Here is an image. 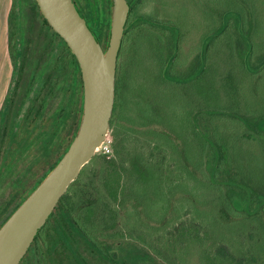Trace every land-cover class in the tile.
<instances>
[{"label":"rangeland","instance_id":"rangeland-1","mask_svg":"<svg viewBox=\"0 0 264 264\" xmlns=\"http://www.w3.org/2000/svg\"><path fill=\"white\" fill-rule=\"evenodd\" d=\"M19 8L30 44L45 26L33 0ZM126 31L108 136L63 201L97 243L75 244L77 255L131 264L137 246L150 256L143 264H264V211L235 209L221 185L244 181L264 195V0H141ZM8 143L0 138V213L40 180L35 148L9 174ZM73 260L68 252L58 263Z\"/></svg>","mask_w":264,"mask_h":264},{"label":"trees","instance_id":"trees-1","mask_svg":"<svg viewBox=\"0 0 264 264\" xmlns=\"http://www.w3.org/2000/svg\"><path fill=\"white\" fill-rule=\"evenodd\" d=\"M33 3L45 28L43 35L35 37L36 40L33 39L34 41L32 40L33 42L30 44L27 43V34L22 27L23 17L19 11L22 0H13L9 15L10 25L13 24L9 38L12 76L0 107V138H3L4 135L5 138H8L9 164L14 167L9 174L15 172V163L21 154L31 151L32 148L38 151L40 180L35 185V190L62 160L76 136L83 113L84 87L81 69L76 57L63 38L53 30L42 15L37 1L33 0ZM101 12L104 15L103 21L100 19ZM91 15L95 35L98 37L99 43L106 48L111 11L106 12L105 7L96 6L91 8ZM16 36H18V40ZM19 41H22L25 49L23 48L22 51L23 56L21 53L20 67L17 68V59L20 54ZM50 107H53L51 114H49ZM35 127L38 131L36 135L31 136ZM257 128L263 133L264 121L263 126L261 123L258 124ZM10 144L15 147H10ZM218 154L224 156L226 152L219 149ZM210 156L214 157L213 151L210 152ZM223 161V158L215 161L216 164L211 171L215 178L225 175ZM221 185L226 188L228 197L235 209L241 206L242 209L240 208V210L251 215L264 211V195L257 194L254 186L239 180H223ZM66 195L67 193L62 197L54 211L63 205ZM17 200L14 201L16 204ZM22 202L15 207L16 204L14 203L0 213V228ZM65 216L68 217L66 214ZM81 233L84 234L85 232ZM86 238L92 247L97 249V243L93 242L91 237L85 236ZM217 253L222 262L230 263L233 259V255L229 254L225 246H221ZM126 254L131 264H143L150 259L149 254L137 246L128 250ZM103 255L119 264V258ZM237 262L241 264L240 260Z\"/></svg>","mask_w":264,"mask_h":264},{"label":"water","instance_id":"water-1","mask_svg":"<svg viewBox=\"0 0 264 264\" xmlns=\"http://www.w3.org/2000/svg\"><path fill=\"white\" fill-rule=\"evenodd\" d=\"M36 1L42 15L79 63L84 87L83 113L62 160L0 228V264L22 261L62 197L106 141L115 103L117 62L130 13L127 0H112L107 47L102 50L72 0Z\"/></svg>","mask_w":264,"mask_h":264},{"label":"flooded vegetation","instance_id":"flooded-vegetation-1","mask_svg":"<svg viewBox=\"0 0 264 264\" xmlns=\"http://www.w3.org/2000/svg\"><path fill=\"white\" fill-rule=\"evenodd\" d=\"M140 1L141 0H127V2L130 5V13L128 16V21L131 17V13L134 8V5L139 3ZM72 2L74 3L80 15L84 18L87 25L89 26L94 36L96 37L95 31L93 29V25H91L92 24L91 8L96 6H102L106 8V12L109 10L111 11L112 0H72ZM141 17L142 16L135 18V21L140 22V20L142 19ZM126 35H127V31L125 27V33H124L122 45ZM97 38L98 37H96V39ZM99 44L102 50H105L104 47L101 45V43ZM118 62H119V57H118ZM116 75H117V69H116ZM72 212L73 211L70 208H68L66 204L63 202V205L60 206L56 211H54V213L50 216V219L47 221V223L38 232L36 238L34 239L33 243L31 244L30 248L28 249L27 253L25 254V256L23 257L22 261L19 264H59L58 259L63 254L66 255L68 252L71 255H74V260H73L74 262L71 261L67 264H87V261L83 255H81L80 257L77 255L75 251V244H80L84 242L86 245H89V242L87 241V238L85 239V236L86 237L87 236L91 237V236L84 231V228L81 225L80 221L75 216L72 215ZM65 214L68 215L69 218L65 216ZM81 232H85V233L82 234ZM76 235L81 237L82 240H79V238H77Z\"/></svg>","mask_w":264,"mask_h":264},{"label":"crops","instance_id":"crops-1","mask_svg":"<svg viewBox=\"0 0 264 264\" xmlns=\"http://www.w3.org/2000/svg\"><path fill=\"white\" fill-rule=\"evenodd\" d=\"M13 0H0V107L4 96L8 90L10 78L12 76V64L9 56V15ZM245 71L249 70L243 66ZM264 117H261L258 124L263 123ZM258 129V128H257ZM259 136H264V132L258 130Z\"/></svg>","mask_w":264,"mask_h":264}]
</instances>
